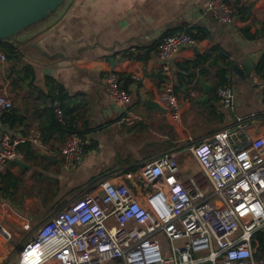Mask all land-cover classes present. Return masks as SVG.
Instances as JSON below:
<instances>
[{
	"label": "crops",
	"instance_id": "obj_1",
	"mask_svg": "<svg viewBox=\"0 0 264 264\" xmlns=\"http://www.w3.org/2000/svg\"><path fill=\"white\" fill-rule=\"evenodd\" d=\"M208 1L67 0L15 36L17 57L0 49L5 56L0 93L12 101L10 110L0 108V132L11 138L33 128L41 133V145L20 144L17 158L0 174V219L12 234L10 241L0 237V264L15 252L20 264L35 226L85 192L125 182L167 154L176 156L180 180L186 182L200 176L193 145L239 124L246 125L240 138L264 135V0H230L241 6L229 24L207 12ZM184 31L198 43L169 62L181 107L179 121L173 122L162 99L165 77L156 46L162 36ZM224 70L234 93L230 109L216 96ZM111 72L122 77L131 96L126 106L108 96L104 78ZM135 75L139 81L132 79ZM200 79L211 86L207 101H201ZM58 97L67 121L85 140L81 160L68 169L59 154L68 136L51 108ZM148 100L159 108L148 106ZM8 116L17 119L12 127ZM125 116L134 117V124L121 122Z\"/></svg>",
	"mask_w": 264,
	"mask_h": 264
},
{
	"label": "built area",
	"instance_id": "obj_2",
	"mask_svg": "<svg viewBox=\"0 0 264 264\" xmlns=\"http://www.w3.org/2000/svg\"><path fill=\"white\" fill-rule=\"evenodd\" d=\"M240 6L209 0L206 10L218 23L229 24ZM197 43L180 32L162 36L156 46L165 77L162 99L173 122L179 121L181 107L169 62ZM0 60H5L3 54ZM132 79L140 80L136 75ZM123 83L114 72L104 78L110 100L121 107L131 98ZM216 96L224 109L232 107L230 87H219ZM51 107L62 120L59 101ZM0 108H12L3 92ZM120 121L132 125L135 118ZM245 128L239 124L215 132L190 147L199 177L182 182L176 156L167 154L144 164L125 182L81 194L34 231L20 252V264H264V245L257 238L258 233L264 237V135L240 138ZM22 143L40 146V131L33 128L14 138L0 132V174L17 158ZM84 151L81 136L67 137L59 150L63 167L74 166ZM0 237L12 239L1 219Z\"/></svg>",
	"mask_w": 264,
	"mask_h": 264
},
{
	"label": "water",
	"instance_id": "obj_3",
	"mask_svg": "<svg viewBox=\"0 0 264 264\" xmlns=\"http://www.w3.org/2000/svg\"><path fill=\"white\" fill-rule=\"evenodd\" d=\"M65 0H0V40H11L15 44V36L29 26L41 22L55 12ZM207 101L211 86L200 79ZM148 106L159 108L158 104L148 100ZM42 156L55 161V157L42 152Z\"/></svg>",
	"mask_w": 264,
	"mask_h": 264
},
{
	"label": "trees",
	"instance_id": "obj_4",
	"mask_svg": "<svg viewBox=\"0 0 264 264\" xmlns=\"http://www.w3.org/2000/svg\"><path fill=\"white\" fill-rule=\"evenodd\" d=\"M184 32H186V33L190 34L191 36H193L194 38H196V37H195L194 35H192L189 31H184ZM166 35H167V34H166ZM166 35H164V36H166ZM169 35H172V34H169ZM196 39H197V38H196ZM0 49H1L2 51H4L5 54H6L9 58H11V59H14L15 57H17L16 52H15V46L11 45L10 42H8L7 40H0ZM202 60H204V57L202 58ZM262 62L264 63V58L262 59ZM263 65H264V64H263ZM263 71H264V68L262 69L261 72H263ZM224 75H225V70H224V71H221V72L218 74V76H219L220 79L222 80L221 83H220V87H221V86H226V85H227L226 80L223 79V76H224ZM54 100L59 101L60 106H61V108H62V110H63V119H62V120H59V119L56 117L53 108L51 107L54 116L56 117V119L59 120V122L57 123V125H58V127L60 128L61 133L67 135L68 137H69L70 135H72V134H77V135H79V136H81V137L83 138V134H82L81 132L77 131L75 128L72 127V121H67L66 116H65L64 106H63V104H62V102H61V101L63 100V98H62V97H61V99H60V97H58V98H54L52 101H54ZM52 101H51V103H52ZM8 114H9V113L5 112V116H7ZM16 120H17V119H16L15 117H13V116H8V120H7V122H8V123L10 124V126L12 127L13 124L16 122ZM83 139H84V138H83ZM257 238L260 240L261 244L264 245V237H263V234H262V233H258V234H257ZM262 245H261V246H262Z\"/></svg>",
	"mask_w": 264,
	"mask_h": 264
},
{
	"label": "rangeland",
	"instance_id": "obj_5",
	"mask_svg": "<svg viewBox=\"0 0 264 264\" xmlns=\"http://www.w3.org/2000/svg\"><path fill=\"white\" fill-rule=\"evenodd\" d=\"M67 2V0H65L62 4H64V3H66ZM61 4V5H62ZM60 5V6H61ZM52 14V13H51ZM50 14V15H51ZM20 33H18L17 35H19ZM66 205V204H65ZM65 205H63V204H61L59 207L61 208H63ZM58 208V207H57ZM61 208V209H62ZM48 220V219H47ZM46 221V220H45ZM45 221H43V222H41V223H39V225L36 227L35 226V230L42 224V223H44ZM16 254H17V252H15L14 254H13V258L12 259H9L8 261H7V264H18V260H17V262H16Z\"/></svg>",
	"mask_w": 264,
	"mask_h": 264
}]
</instances>
